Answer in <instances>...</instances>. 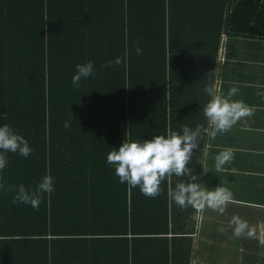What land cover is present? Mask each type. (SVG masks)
I'll use <instances>...</instances> for the list:
<instances>
[{"label":"trees","instance_id":"obj_1","mask_svg":"<svg viewBox=\"0 0 264 264\" xmlns=\"http://www.w3.org/2000/svg\"><path fill=\"white\" fill-rule=\"evenodd\" d=\"M247 33L264 37V0H0V126L35 149L7 153L0 176L35 191L50 175L54 189L38 210L0 191V264H189L195 209L169 190L190 177L153 199L107 155L183 126L204 135L220 40ZM126 49V67L100 68ZM88 60L96 73L74 87Z\"/></svg>","mask_w":264,"mask_h":264},{"label":"crops","instance_id":"obj_2","mask_svg":"<svg viewBox=\"0 0 264 264\" xmlns=\"http://www.w3.org/2000/svg\"><path fill=\"white\" fill-rule=\"evenodd\" d=\"M212 84L217 94L224 96L236 87L238 93L232 100L256 110L212 138L203 113L207 102L203 101L199 109L204 135L198 140V183L210 191L218 186L228 188L235 202L228 204L223 214L209 208L195 210L189 264H264V97L258 95L264 93V37L224 34ZM226 148L233 149L234 159L217 171L215 157ZM234 215L256 228L254 238L233 235L230 221ZM220 227L225 231L219 232Z\"/></svg>","mask_w":264,"mask_h":264},{"label":"clouds","instance_id":"obj_3","mask_svg":"<svg viewBox=\"0 0 264 264\" xmlns=\"http://www.w3.org/2000/svg\"><path fill=\"white\" fill-rule=\"evenodd\" d=\"M137 55H142L143 50L137 45ZM128 51L126 49L123 57H117L114 61H107L100 65L101 69L115 68L122 63L127 66ZM96 73L94 62L88 60L86 63L76 65V74L72 78L74 87H79L82 78L87 79ZM211 99L203 108L204 116L208 121L210 136L215 138L218 133L229 131L238 121L250 117L254 114L255 108L249 107L242 101H233L232 97L238 93L236 87L229 89L226 96L217 94L215 84L204 88ZM264 97V93H258ZM70 122H65L64 127L69 128ZM202 126H197L195 130L188 126H183L182 134L169 131L167 136H154L151 140H124L118 151L113 149L107 155V162L115 167V174L120 183H127L129 188L139 187L146 197L155 199L162 192L161 183L175 175L177 177H190L188 182L177 183L175 189L169 190L170 198L180 208L189 206L197 212L209 208L220 214L225 212L228 204L234 203L233 193L225 187H216L208 190L197 183L198 177L192 174L187 167L193 152L198 147V139L201 136ZM35 151L28 141L17 134L8 124L0 126V172L8 163L7 153H18L24 158H28ZM234 159V151L231 148L222 150L215 157V168L222 171L225 164ZM53 178L46 175L38 184L35 191H30L23 184L18 187L7 185V182L0 176V191L4 194L15 192L12 203H23L31 205L38 210L42 202V194H51L53 191ZM230 224L234 226L233 235L240 238L247 235L248 238L256 236V228L250 227L248 222L242 220L240 216L234 215ZM219 232L225 229L220 227Z\"/></svg>","mask_w":264,"mask_h":264}]
</instances>
